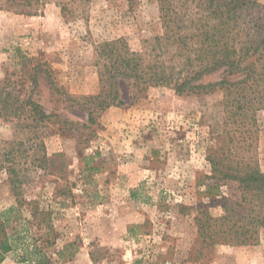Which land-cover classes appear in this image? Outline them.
I'll list each match as a JSON object with an SVG mask.
<instances>
[{
	"label": "rangeland",
	"instance_id": "374dc122",
	"mask_svg": "<svg viewBox=\"0 0 264 264\" xmlns=\"http://www.w3.org/2000/svg\"><path fill=\"white\" fill-rule=\"evenodd\" d=\"M28 9L0 0V82L20 98L32 91L47 114L78 123L86 139L77 145L74 134L52 124L42 136L46 170L28 165L32 151L26 158L24 198L44 210L49 226L43 215H30V206L23 215L28 237L49 264H264V232L255 245H216L198 254L193 218L211 183L205 156L222 132L221 93L177 96L158 87L130 103V88L121 83L125 105L107 109L85 128L86 113L53 92L51 83L73 99L96 95L95 47L123 38L139 51L160 36L158 1L44 0ZM39 64L47 78L40 73L33 84L29 77ZM257 119L255 155L264 172V113ZM11 133V125L0 122V141ZM14 203L0 172V210ZM218 204L207 208L213 217L222 214ZM22 257L13 251L0 264H33Z\"/></svg>",
	"mask_w": 264,
	"mask_h": 264
},
{
	"label": "trees",
	"instance_id": "16d2710c",
	"mask_svg": "<svg viewBox=\"0 0 264 264\" xmlns=\"http://www.w3.org/2000/svg\"><path fill=\"white\" fill-rule=\"evenodd\" d=\"M157 1L160 36L145 40L139 51H133L123 38L95 47L99 82L96 95L73 99L51 83L53 92L86 113L87 123L81 125L85 128L107 109L125 105L121 83L130 88V103L158 87L171 89L177 96L221 93L222 132L216 138L217 145L208 147L205 156L211 168V183L205 185L203 200L193 218L198 254L216 245H255L264 232V172L255 155L257 117L264 113V6L255 0ZM43 2L6 0L8 6L25 10H37ZM44 68L39 64L32 69L29 79L33 84L40 73L47 78L48 70ZM7 88L0 82V122L12 128L11 138L0 141V172L6 175L15 203L0 210V262L7 254L20 250L24 262L49 264L40 245L28 237L29 219L23 215L24 208L30 206V215H43L42 223L49 226L44 210L24 198V185L29 179L26 158L32 151L28 165L46 170L48 159L42 136L52 124L59 125L61 134H74L77 145L86 139L82 140L78 123L61 119L57 113L47 114L34 100L32 91L20 98ZM229 183L234 185L233 193ZM223 186L226 193L220 192ZM204 199L207 201L203 203ZM217 202L222 214L213 217L207 208Z\"/></svg>",
	"mask_w": 264,
	"mask_h": 264
}]
</instances>
